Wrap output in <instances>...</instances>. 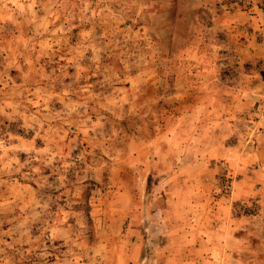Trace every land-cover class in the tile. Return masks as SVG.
Masks as SVG:
<instances>
[{
	"label": "rangeland",
	"instance_id": "1",
	"mask_svg": "<svg viewBox=\"0 0 264 264\" xmlns=\"http://www.w3.org/2000/svg\"><path fill=\"white\" fill-rule=\"evenodd\" d=\"M263 46L264 0H0V264H264Z\"/></svg>",
	"mask_w": 264,
	"mask_h": 264
},
{
	"label": "crops",
	"instance_id": "2",
	"mask_svg": "<svg viewBox=\"0 0 264 264\" xmlns=\"http://www.w3.org/2000/svg\"><path fill=\"white\" fill-rule=\"evenodd\" d=\"M236 16L238 17V22L241 23V24H243L244 22H246L245 24H248L250 22V21L247 22L248 19H249V16L243 15L241 13H237ZM230 21H232V20H228L229 23H231ZM245 24H243V25H245ZM255 27H258L257 23H255ZM259 46H261V45H259ZM243 51L246 52V48H244ZM254 57H255L254 59H256V60H259V59H263L264 60V46L261 47V49H259L258 51H256V54L254 55ZM260 73L264 74V69H260ZM260 73L256 72L255 73L256 77H258L260 75ZM241 85H242V87L240 88V91H242L243 93L245 92V94H247V92H248L247 91V87L244 84H241ZM257 87H258V89H262V93L263 94H255V91H252V94L248 92L250 94V96L248 97V94H247V96L245 97L244 94H243V96L241 97V100L247 102L249 99H258L259 97H260V99L264 100V88L263 87H259V84H258ZM257 87L253 86L250 89H256Z\"/></svg>",
	"mask_w": 264,
	"mask_h": 264
},
{
	"label": "clouds",
	"instance_id": "3",
	"mask_svg": "<svg viewBox=\"0 0 264 264\" xmlns=\"http://www.w3.org/2000/svg\"><path fill=\"white\" fill-rule=\"evenodd\" d=\"M5 7H7V5H5ZM17 7L18 8H20V7H22L21 5H17ZM23 165H21V167H22ZM15 171H19V168H16L15 169ZM4 181L2 180V179H0V183H3ZM143 198V197H142ZM6 204L8 203V202H5Z\"/></svg>",
	"mask_w": 264,
	"mask_h": 264
}]
</instances>
